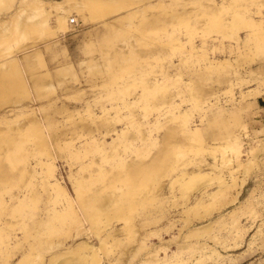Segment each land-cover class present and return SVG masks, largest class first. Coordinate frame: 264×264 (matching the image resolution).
Segmentation results:
<instances>
[{
    "label": "rangeland",
    "instance_id": "1",
    "mask_svg": "<svg viewBox=\"0 0 264 264\" xmlns=\"http://www.w3.org/2000/svg\"><path fill=\"white\" fill-rule=\"evenodd\" d=\"M0 264H264V0H0Z\"/></svg>",
    "mask_w": 264,
    "mask_h": 264
},
{
    "label": "built area",
    "instance_id": "2",
    "mask_svg": "<svg viewBox=\"0 0 264 264\" xmlns=\"http://www.w3.org/2000/svg\"><path fill=\"white\" fill-rule=\"evenodd\" d=\"M70 23H71V24H77V20H76V18L72 17V18L70 19Z\"/></svg>",
    "mask_w": 264,
    "mask_h": 264
},
{
    "label": "crops",
    "instance_id": "3",
    "mask_svg": "<svg viewBox=\"0 0 264 264\" xmlns=\"http://www.w3.org/2000/svg\"><path fill=\"white\" fill-rule=\"evenodd\" d=\"M71 25H73V26H74L75 24H71Z\"/></svg>",
    "mask_w": 264,
    "mask_h": 264
}]
</instances>
